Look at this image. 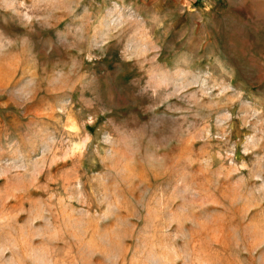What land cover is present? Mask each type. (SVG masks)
Here are the masks:
<instances>
[{
  "label": "rangeland",
  "instance_id": "obj_1",
  "mask_svg": "<svg viewBox=\"0 0 264 264\" xmlns=\"http://www.w3.org/2000/svg\"><path fill=\"white\" fill-rule=\"evenodd\" d=\"M0 264H264V0H0Z\"/></svg>",
  "mask_w": 264,
  "mask_h": 264
},
{
  "label": "crops",
  "instance_id": "obj_2",
  "mask_svg": "<svg viewBox=\"0 0 264 264\" xmlns=\"http://www.w3.org/2000/svg\"><path fill=\"white\" fill-rule=\"evenodd\" d=\"M246 3H247V1H246Z\"/></svg>",
  "mask_w": 264,
  "mask_h": 264
}]
</instances>
